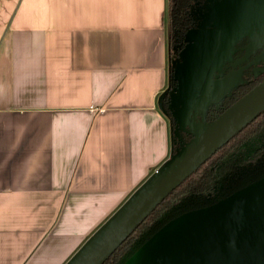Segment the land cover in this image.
<instances>
[{"label":"crops","instance_id":"0c3cea01","mask_svg":"<svg viewBox=\"0 0 264 264\" xmlns=\"http://www.w3.org/2000/svg\"><path fill=\"white\" fill-rule=\"evenodd\" d=\"M166 0H0V264H64L170 154Z\"/></svg>","mask_w":264,"mask_h":264},{"label":"water","instance_id":"95a60500","mask_svg":"<svg viewBox=\"0 0 264 264\" xmlns=\"http://www.w3.org/2000/svg\"><path fill=\"white\" fill-rule=\"evenodd\" d=\"M200 18L197 27L185 32L177 58L170 57L176 84L169 89L168 83L158 97V107L174 123L169 121V156L64 264H103L170 191L264 110L263 79L211 121L204 117L211 104L226 96L216 95L217 86L229 93L235 84L213 81L214 71L242 37L255 40L264 33V0H218ZM181 132L191 137L174 147L183 139ZM123 264H264V175L167 221Z\"/></svg>","mask_w":264,"mask_h":264},{"label":"flooded vegetation","instance_id":"af4514ba","mask_svg":"<svg viewBox=\"0 0 264 264\" xmlns=\"http://www.w3.org/2000/svg\"><path fill=\"white\" fill-rule=\"evenodd\" d=\"M218 0H194L190 8V15L193 18L191 28L198 26L201 21V14ZM190 29V28H189ZM179 49L173 52L171 60L177 58V53L183 49V43L177 45ZM234 52L228 61L219 71H214L212 80L219 82L228 80L235 84L231 87L229 93L221 98L219 102L211 104L205 112V120L211 121L217 114L223 111L226 102L235 96H240L245 89H250L264 79V38L253 40L245 36L234 45ZM172 68L170 67L169 89L176 82L171 77ZM168 95L166 94V97ZM168 120L172 122L169 115ZM190 134L181 132L182 140H177L176 144L182 143ZM264 175V127L254 135H251L246 141L234 147L231 153L223 157L216 165L213 171L212 183L202 197L192 202V206L204 207L218 201V199L230 195L234 190L241 188L248 183L261 178ZM194 207V208H195Z\"/></svg>","mask_w":264,"mask_h":264},{"label":"trees","instance_id":"16d2710c","mask_svg":"<svg viewBox=\"0 0 264 264\" xmlns=\"http://www.w3.org/2000/svg\"><path fill=\"white\" fill-rule=\"evenodd\" d=\"M194 0H166V21L168 29V48L179 49L177 45L183 43L185 32L192 27L193 18L190 15V8ZM249 89L240 96H235L226 102L223 111L230 106L232 102L244 95ZM167 97L162 99V105L166 107ZM264 127V110L260 112L251 122L242 129L235 132L231 138L217 149L209 158L204 160L196 170L191 172L179 185L170 191L160 203L151 210V212L131 231V233L123 240L117 249L109 255L103 264H123L145 240L167 221L175 218L190 209L193 201H197L198 197H202L209 190L213 171L217 163L231 153L234 147L246 141L251 135H254ZM190 136V135H189ZM191 137V136H190ZM184 139V142L190 138ZM175 145L174 147L178 146ZM196 208V207H195ZM198 208V207H197Z\"/></svg>","mask_w":264,"mask_h":264},{"label":"rangeland","instance_id":"374dc122","mask_svg":"<svg viewBox=\"0 0 264 264\" xmlns=\"http://www.w3.org/2000/svg\"><path fill=\"white\" fill-rule=\"evenodd\" d=\"M212 5H214V4H212ZM212 7V6H211ZM264 38V33H261V34H259L258 36H257V38L255 39L256 41L257 40H260V39H263ZM171 48V50H169L170 51V57L171 58H174L173 57V52H174V49L172 48V47H170ZM170 63H171V61H170ZM172 64V63H171ZM234 82V81H233ZM235 83V82H234ZM218 86H217V89H216V95L219 97L221 94H225V93H227L228 91H226V92H224V91H221V90H218ZM230 89V88H229ZM223 94V95H224Z\"/></svg>","mask_w":264,"mask_h":264}]
</instances>
